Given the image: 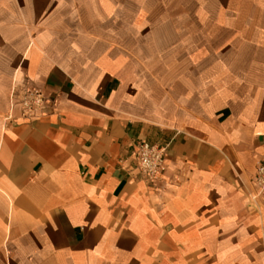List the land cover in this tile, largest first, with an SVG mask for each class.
I'll use <instances>...</instances> for the list:
<instances>
[{
  "label": "crops",
  "instance_id": "crops-1",
  "mask_svg": "<svg viewBox=\"0 0 264 264\" xmlns=\"http://www.w3.org/2000/svg\"><path fill=\"white\" fill-rule=\"evenodd\" d=\"M263 159L264 0H0V264H264Z\"/></svg>",
  "mask_w": 264,
  "mask_h": 264
},
{
  "label": "built area",
  "instance_id": "built-area-1",
  "mask_svg": "<svg viewBox=\"0 0 264 264\" xmlns=\"http://www.w3.org/2000/svg\"><path fill=\"white\" fill-rule=\"evenodd\" d=\"M46 105L45 97L39 92L26 94L22 100V106L27 111L26 114H31L32 110L45 107ZM167 149L165 145L155 144L147 140L137 144L132 154L134 167L145 180L153 183L158 179L164 167ZM254 184L258 189V195H264V159L257 166Z\"/></svg>",
  "mask_w": 264,
  "mask_h": 264
}]
</instances>
